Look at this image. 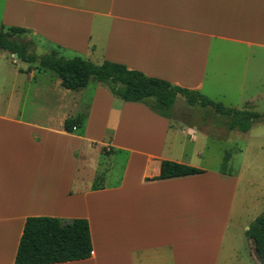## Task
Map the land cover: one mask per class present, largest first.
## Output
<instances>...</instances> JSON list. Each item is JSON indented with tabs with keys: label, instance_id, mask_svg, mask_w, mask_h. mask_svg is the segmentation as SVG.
Masks as SVG:
<instances>
[{
	"label": "crops",
	"instance_id": "crops-1",
	"mask_svg": "<svg viewBox=\"0 0 264 264\" xmlns=\"http://www.w3.org/2000/svg\"><path fill=\"white\" fill-rule=\"evenodd\" d=\"M16 31L38 38L44 51L211 100L232 90L224 85L228 57L247 65L264 51V0H0V32ZM27 69L21 71L32 79ZM235 85L244 91V75ZM85 89L78 99L88 102V113L72 133L64 131L65 120L52 130L0 115V264H13L29 217L88 222L90 258L63 264H264L244 236L259 198L242 194L239 171L194 167L185 159L184 128L141 104L115 100L104 84H94L87 97ZM255 98L240 99V110L256 112L248 108ZM137 122L148 123L149 133L131 130ZM198 133L188 129L190 141ZM82 143L97 148L91 168L80 160ZM167 144L178 151L164 154ZM119 155L124 163L112 179ZM164 160L204 173L159 180Z\"/></svg>",
	"mask_w": 264,
	"mask_h": 264
},
{
	"label": "rangeland",
	"instance_id": "rangeland-1",
	"mask_svg": "<svg viewBox=\"0 0 264 264\" xmlns=\"http://www.w3.org/2000/svg\"><path fill=\"white\" fill-rule=\"evenodd\" d=\"M33 39L42 49L43 43L38 38ZM63 56L72 59L67 54ZM226 64L229 71L225 75L227 80L224 85L231 87L232 90L224 92L222 96L213 93L211 100L226 107L241 109L243 103L240 99L255 96L253 107L248 108L264 114V51H258L247 65L244 59H239L237 56L228 57ZM27 68L29 72L34 73L32 79L21 71ZM243 75L245 89L239 92L235 84H238L240 80L242 82ZM55 80L59 82L58 76L52 71L41 70L37 62L29 65L20 62L14 55L0 51V115L37 121L38 125L52 130H59L66 119L86 117L88 102L85 99H78L81 93L64 90L59 83L56 84ZM93 85L89 84L82 94L89 96ZM48 93L53 96L48 97ZM240 93L241 98L238 95ZM105 110L101 108L99 113L105 114ZM174 110L177 121L170 123L175 129L184 128L185 135L182 138L185 159L194 167L212 174L217 173L224 156L228 154L227 169L240 172L242 194L245 195L248 192L259 198L253 212L257 218L264 212V123L254 124L247 133L231 132L227 124L229 118L218 116L210 109L189 107L182 99H178ZM112 111L109 125H113V121L117 118L115 112L118 109L115 107ZM130 125L131 130L136 127L135 131L149 133L148 123L137 122ZM188 129L199 131L196 142L190 141ZM205 138L209 141V145H206ZM169 149L171 152L178 151V148H171L167 144L164 154ZM196 151H199L201 155L193 157ZM79 153L84 167L91 168L97 162V148L88 147L82 143L79 146ZM124 159L120 155L115 157L112 179L117 178L121 172ZM89 179L87 171H84L83 182L86 183Z\"/></svg>",
	"mask_w": 264,
	"mask_h": 264
},
{
	"label": "trees",
	"instance_id": "trees-1",
	"mask_svg": "<svg viewBox=\"0 0 264 264\" xmlns=\"http://www.w3.org/2000/svg\"><path fill=\"white\" fill-rule=\"evenodd\" d=\"M0 51L15 55L23 63H38L41 70L55 73L60 86L67 91H79L89 84H104L112 97L123 103L143 105L153 115L177 121L175 105L182 99L189 107L210 109L214 114L227 116L228 130L247 133L254 123L264 122V114L229 108L207 97L167 83L146 78L123 69H110L81 59H67L55 51H44L25 32H0ZM29 71V69L27 70ZM82 118H69L63 128L72 133L80 127ZM228 154L223 158L220 172L227 169ZM203 170L164 160L157 179L165 180L194 176ZM259 258L264 261V212L253 220L245 232ZM92 243L88 222L84 219L29 217L25 220L13 264H63L89 259Z\"/></svg>",
	"mask_w": 264,
	"mask_h": 264
},
{
	"label": "built area",
	"instance_id": "built-area-1",
	"mask_svg": "<svg viewBox=\"0 0 264 264\" xmlns=\"http://www.w3.org/2000/svg\"><path fill=\"white\" fill-rule=\"evenodd\" d=\"M14 57H16L15 55H14ZM73 131H75L76 130V127H73V129H72Z\"/></svg>",
	"mask_w": 264,
	"mask_h": 264
},
{
	"label": "water",
	"instance_id": "water-1",
	"mask_svg": "<svg viewBox=\"0 0 264 264\" xmlns=\"http://www.w3.org/2000/svg\"><path fill=\"white\" fill-rule=\"evenodd\" d=\"M259 257V256H258ZM260 260H262L261 258H260ZM263 261V260H262ZM264 262V261H263Z\"/></svg>",
	"mask_w": 264,
	"mask_h": 264
}]
</instances>
